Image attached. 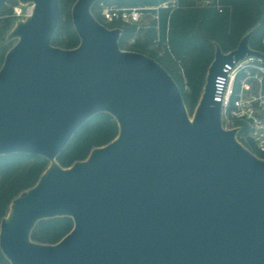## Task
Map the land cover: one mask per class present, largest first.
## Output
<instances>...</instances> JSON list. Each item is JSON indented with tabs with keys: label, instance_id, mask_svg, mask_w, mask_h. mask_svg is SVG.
Listing matches in <instances>:
<instances>
[{
	"label": "water",
	"instance_id": "obj_1",
	"mask_svg": "<svg viewBox=\"0 0 264 264\" xmlns=\"http://www.w3.org/2000/svg\"><path fill=\"white\" fill-rule=\"evenodd\" d=\"M11 0H0V10ZM32 5L5 40L0 67V156L48 162L35 185L12 200L0 223L9 264H264V159L223 129L215 79L248 57L256 28L224 53L215 45L192 113L167 71L119 47L122 30L92 13L102 0H76L74 49L51 44L58 0ZM97 114L117 136L62 168L58 157ZM71 218L54 244L31 240L40 221Z\"/></svg>",
	"mask_w": 264,
	"mask_h": 264
},
{
	"label": "trees",
	"instance_id": "obj_2",
	"mask_svg": "<svg viewBox=\"0 0 264 264\" xmlns=\"http://www.w3.org/2000/svg\"><path fill=\"white\" fill-rule=\"evenodd\" d=\"M163 1L165 0H117V4L120 8L156 7ZM74 2L76 0H58L59 7L61 4ZM218 2L221 13H218L216 7L203 9L192 0H181V7L173 12L159 10V22L151 21L145 30L129 24H122L123 28L120 27V49L143 53L159 63L178 85L186 108L196 106L199 101L208 66L215 55V45L224 53L231 52L247 32L256 28L248 45L250 49L263 51L261 41L264 37V0ZM98 3L92 5V13L100 22L99 16L94 14ZM12 21L8 18L0 21V67L5 54L15 43L5 40L14 25ZM57 23L51 44L60 49L76 48L80 39L74 31L70 16L67 19L60 17ZM157 38L159 42L156 43ZM127 40L134 41L130 48L125 47ZM152 45L156 52L150 49ZM158 49L161 50L158 52ZM186 87L188 91L185 90ZM117 132V123L112 117L107 114L95 115L74 134L58 157V164L64 168L86 159L92 149L110 143L118 135ZM260 155L255 156L264 159V154ZM43 163L48 166V162L37 155L0 156V222L6 215V205L20 192L32 188L47 169L42 167ZM10 178H13L11 184L8 182ZM72 226V219L68 217L40 221L32 231L31 240L48 245L57 243L69 233ZM0 264H9L1 250Z\"/></svg>",
	"mask_w": 264,
	"mask_h": 264
},
{
	"label": "built area",
	"instance_id": "obj_3",
	"mask_svg": "<svg viewBox=\"0 0 264 264\" xmlns=\"http://www.w3.org/2000/svg\"><path fill=\"white\" fill-rule=\"evenodd\" d=\"M192 1L200 8L216 7L218 13L222 12L218 0ZM180 2L181 0H165L156 7L120 8L115 5H105L101 1L98 6H100V16L104 21L120 22L140 28L146 16H151V20L158 23L159 10L165 9L173 12L181 7ZM32 9V5H27L25 14L22 15V10L18 7L15 8V13L25 18L31 14ZM133 42L131 40L130 44ZM261 47L263 49L261 52L264 53V37ZM225 66L226 74L215 79L214 93L215 101L221 103L222 127L223 129L237 128L239 130L237 140L240 138L238 140L240 144L243 145L250 139L256 150L264 154V62L256 57H248L238 61L234 67L228 64ZM243 129L247 132H242Z\"/></svg>",
	"mask_w": 264,
	"mask_h": 264
},
{
	"label": "rangeland",
	"instance_id": "obj_4",
	"mask_svg": "<svg viewBox=\"0 0 264 264\" xmlns=\"http://www.w3.org/2000/svg\"><path fill=\"white\" fill-rule=\"evenodd\" d=\"M102 2L105 4V5H115V6H118V4H117V0H102ZM75 3V2H74ZM73 3V4H74ZM73 4H70V3H67V4H61V8H60V14H59V18L60 17H62V19H64V18H68V15L70 16V19H71V10H72V5ZM21 8V10H22V15H24L25 14V10H26V7H21V6H19L18 5V3L17 2H15V1H11V2H7L5 5H3V7H2V9H1V11H0V21H2V20H4V19H6V18H8V19H10V20H13L12 22H13V24H14V22L17 20V19H21V18H23V16L21 15L20 17L19 16H17L16 15V13H15V8ZM61 9H62V11H61ZM62 12V13H61ZM94 14L98 17V19L100 20V22H102V24L106 27V28H119V29H121V28H123V26H122V23H120V22H113V23H110V22H106V21H104L102 18H101V16H100V6H98V4L95 6V10H94ZM151 16H146L145 18H144V21L141 23V27L142 28H144V30H145V28H147V27H149V25L151 24ZM14 26V25H13ZM121 27V28H120ZM138 27V26H137ZM140 27V28H141ZM14 42V41H13ZM125 47L126 48H130L131 47V44H130V41L129 40H127L126 42H125ZM153 48V49H152ZM154 48L155 47H153V45L150 47V49L151 50H154ZM159 50H161V49H158V52H159ZM154 52H156L155 50H154ZM204 83H205V80H204ZM205 85V84H204ZM185 90L186 91H188V88L186 87L185 88ZM195 107L196 106H189L188 108H186L187 109V112H188V116H190V117H192V113H193V111H194V109H195ZM242 132H244V133H246L247 131L245 130V129H243V131ZM238 140H240V138L238 139ZM241 141H243L242 139H241ZM244 144V146H246L252 153H254L255 155H260L261 153L258 151V150H256V148H255V146H253V144H252V142L250 141V139L249 140H247V142H244L243 143ZM261 156V155H260ZM46 163V162H45ZM45 163H43V165H42V167H46V164ZM41 167V168H42ZM43 169V168H42ZM21 176V175H20ZM19 176V177H20ZM18 177V178H19ZM8 182L11 184V182H13V178H10L9 180H8ZM9 184V185H10ZM11 202H12V200H11ZM10 205V204H9ZM9 205L7 204L6 205V207H7V211H8V208H9ZM7 211H6V213H7ZM1 223V222H0Z\"/></svg>",
	"mask_w": 264,
	"mask_h": 264
}]
</instances>
